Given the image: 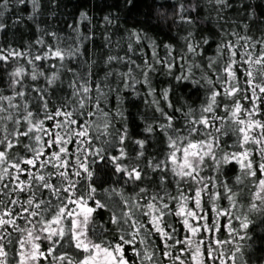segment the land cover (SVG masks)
Returning a JSON list of instances; mask_svg holds the SVG:
<instances>
[{
    "label": "snow or ice",
    "instance_id": "1",
    "mask_svg": "<svg viewBox=\"0 0 264 264\" xmlns=\"http://www.w3.org/2000/svg\"><path fill=\"white\" fill-rule=\"evenodd\" d=\"M94 7L0 0V264H264V0Z\"/></svg>",
    "mask_w": 264,
    "mask_h": 264
},
{
    "label": "trees",
    "instance_id": "2",
    "mask_svg": "<svg viewBox=\"0 0 264 264\" xmlns=\"http://www.w3.org/2000/svg\"><path fill=\"white\" fill-rule=\"evenodd\" d=\"M87 2V6L89 8L92 9V11L90 12V15H93L94 16V20H93V23L95 24L97 21H100V18L106 13L107 9H105L104 11H101L100 8H96L94 7V5L96 4L97 0H86ZM69 11L70 12H74V9L72 8V5L70 4L69 6ZM147 9V6H145L144 8H142V13H144ZM113 11H116V10H113ZM76 15H78V13H76ZM65 19H67V24L64 23V20H58L57 21V27H59L61 29V31L71 35V29L68 28V24H71L72 23V18L70 16H67L65 14ZM129 23V26H131V21L128 22ZM102 21L99 25V27H97L96 29V36H95V41H96V44L99 45V43L101 42V34H100V31H99V28L102 27ZM29 27H31V25H29ZM32 38L31 37V33H26L25 35V39H30ZM211 51H209V55H211ZM131 254V253H129Z\"/></svg>",
    "mask_w": 264,
    "mask_h": 264
},
{
    "label": "clouds",
    "instance_id": "3",
    "mask_svg": "<svg viewBox=\"0 0 264 264\" xmlns=\"http://www.w3.org/2000/svg\"><path fill=\"white\" fill-rule=\"evenodd\" d=\"M147 12H148V10H146L144 13H142L140 18L141 19H147ZM170 19H171V17H169V20ZM151 22L153 24H158L159 23V21L155 18V12H153V16L151 18ZM165 27H166V24H165Z\"/></svg>",
    "mask_w": 264,
    "mask_h": 264
}]
</instances>
